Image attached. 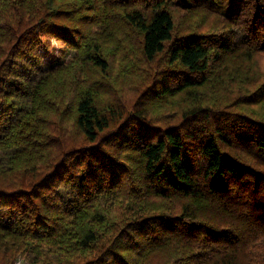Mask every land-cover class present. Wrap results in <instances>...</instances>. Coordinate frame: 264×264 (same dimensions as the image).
I'll return each mask as SVG.
<instances>
[{
	"label": "trees",
	"instance_id": "1",
	"mask_svg": "<svg viewBox=\"0 0 264 264\" xmlns=\"http://www.w3.org/2000/svg\"><path fill=\"white\" fill-rule=\"evenodd\" d=\"M264 264V0H0V264Z\"/></svg>",
	"mask_w": 264,
	"mask_h": 264
},
{
	"label": "rangeland",
	"instance_id": "2",
	"mask_svg": "<svg viewBox=\"0 0 264 264\" xmlns=\"http://www.w3.org/2000/svg\"><path fill=\"white\" fill-rule=\"evenodd\" d=\"M18 264H23V263H22V260L18 261Z\"/></svg>",
	"mask_w": 264,
	"mask_h": 264
}]
</instances>
